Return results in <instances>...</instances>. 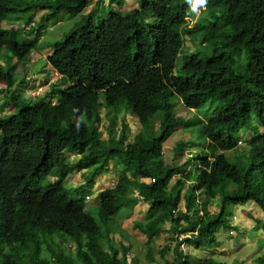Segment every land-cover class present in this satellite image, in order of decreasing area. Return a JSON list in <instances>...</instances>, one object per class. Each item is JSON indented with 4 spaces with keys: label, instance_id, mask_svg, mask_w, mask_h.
Instances as JSON below:
<instances>
[{
    "label": "trees",
    "instance_id": "1",
    "mask_svg": "<svg viewBox=\"0 0 264 264\" xmlns=\"http://www.w3.org/2000/svg\"><path fill=\"white\" fill-rule=\"evenodd\" d=\"M105 1L84 11L91 0H0V264H139L118 213L131 214L141 199L149 207L133 226L150 243L162 232L174 243L147 245L149 264H195L183 241L219 245L221 230L236 228V206L254 200L264 211V0H206L194 24L199 0H138L128 12L124 0H108L117 8L103 14ZM37 9L45 12L28 27L35 16L27 12ZM62 11L80 17L47 56L59 77L26 97L10 68L27 63L38 44L17 37L40 36ZM185 37L200 44L182 55ZM177 101L205 118L180 116ZM127 114L140 123L133 139ZM180 124L197 126L204 139L189 168L163 151ZM248 132L241 152L238 136ZM111 161L117 181L98 193L94 215L85 202L92 191L80 188L94 187ZM74 170L85 181L69 188ZM45 177L55 180L43 184ZM259 249L250 260L208 256L198 264H264V240Z\"/></svg>",
    "mask_w": 264,
    "mask_h": 264
},
{
    "label": "rangeland",
    "instance_id": "2",
    "mask_svg": "<svg viewBox=\"0 0 264 264\" xmlns=\"http://www.w3.org/2000/svg\"><path fill=\"white\" fill-rule=\"evenodd\" d=\"M95 0H91L88 7L84 10L87 11L93 4ZM105 4V5H104ZM109 2L106 0L100 8V13L105 14L111 7L109 6ZM138 0H124L122 6L126 12L137 9ZM204 7L201 4L197 10L196 14L189 19L190 24H194L195 20L200 13V8ZM117 8V7H116ZM44 9L37 10H29L27 14L34 13V19L32 23L28 24V27L33 25V22L37 23V21L41 18ZM80 14H76L74 16L69 15L67 12L62 11L58 13L53 19L47 22L46 28L43 30L41 35L36 33L27 34L23 33L18 35L22 41H30L36 40L38 47L35 48L31 55L30 59L27 63H17L15 60L11 65V73L17 78V83L15 84V89L24 94V96L29 97L35 93H45L49 90V86L51 82H54L59 76L57 71L48 63L47 56L53 50V43L55 40H59L63 38L64 34L72 27V23H74L77 19H79ZM24 18H20L17 24L19 27L21 26L20 22ZM97 21V20H96ZM4 27L11 26L10 22H3ZM29 28H24V30H28ZM200 44V40H196V42L191 41L190 37H185L184 39V47L182 51V55L186 54L187 51H192L195 49L196 45ZM45 46V47H44ZM185 51V53H184ZM181 55V56H182ZM182 57L178 60V67L181 65ZM177 67V68H178ZM24 78V83H21V79ZM177 114L187 118H192L194 116L200 115L201 118H205V115H202L203 110H187L180 101H177L176 106ZM197 119V117H196ZM126 121L130 126V134L129 137L133 139L136 133L140 129V123L137 118L131 116V114H127ZM108 121L105 116V110L102 109V122L101 128L104 130L107 126ZM157 125V124H156ZM196 127L193 128L186 127L183 124H180L176 127V129L171 133V135L167 138L165 145L163 146V151L165 154V159L171 164L181 165L189 168L188 160L191 159L192 154H197L199 148L201 149V145L199 142H203V138H199L196 133ZM189 129V130H187ZM194 130V132H192ZM190 131V132H189ZM252 133H240L238 136V143L241 144L238 149L241 152L246 151L245 142L250 140ZM103 138H107V133L103 134ZM244 144V145H243ZM67 156L71 160H75L78 158V154L68 153ZM117 163L115 161H111L109 165V169L101 173L99 176L95 178L94 187L90 188L87 185H83L80 188L82 193H86L92 191L90 199L85 200L87 209L96 214V207L98 206L99 199L97 198L98 193L104 189L105 187H112L115 185L117 181ZM180 173L176 174L171 178L170 184H173ZM55 177H45L42 179L43 184L48 183L49 181H54ZM85 181L84 170H74L69 173V175L65 179V183L69 186V188L77 186L78 183ZM189 182H187V185ZM186 186V185H185ZM74 199L77 198L75 194H72ZM183 203V202H182ZM149 207V203L146 200L137 201L136 205L131 210L124 208L120 210L119 214V223L122 228L128 232V234L135 238H131L130 241L133 243V248L131 247V251L129 252V258L138 255L139 264H149V260L145 258V254L147 245H154L155 250L159 251L165 244L174 245L171 243L169 239V234L167 232L160 233L157 237H155L154 241L150 243L149 238H147L140 230L136 229L133 226V222L135 219H141L144 217L145 212ZM208 209L213 212L217 211V207L215 205H209ZM230 220L232 224L236 226V228H232L231 230L222 229L219 235V245L206 246L201 245L198 246L195 243L186 242L182 250L185 253H190L193 256L191 260L193 263H200L205 257L214 256L218 257L224 261H233L235 259H243L250 260L255 256L259 255V242L260 240H264V228L256 229V224L258 222L264 223V211L256 203L254 200L249 201L244 205H238L234 208L231 213ZM169 224H167V227ZM121 236L116 232L115 241H118ZM123 241V240H121ZM127 243V241H125ZM120 244V242H119ZM172 251L169 253L171 255ZM158 257V252L155 254ZM130 260V259H129ZM156 264V263H151Z\"/></svg>",
    "mask_w": 264,
    "mask_h": 264
},
{
    "label": "built area",
    "instance_id": "3",
    "mask_svg": "<svg viewBox=\"0 0 264 264\" xmlns=\"http://www.w3.org/2000/svg\"><path fill=\"white\" fill-rule=\"evenodd\" d=\"M137 195H138V193H137ZM86 198H87V199H90V196H87ZM187 236H188V235L185 234V233H184V234H180V235H179V240H183V239L187 238ZM184 244H185V243H184V241H183L182 244H181V246L183 247Z\"/></svg>",
    "mask_w": 264,
    "mask_h": 264
},
{
    "label": "clouds",
    "instance_id": "4",
    "mask_svg": "<svg viewBox=\"0 0 264 264\" xmlns=\"http://www.w3.org/2000/svg\"><path fill=\"white\" fill-rule=\"evenodd\" d=\"M199 2H200L201 4H204V3H206V0H199ZM77 127H79V125H77ZM137 193H138V192H136L135 195H137ZM138 195H139V194H138ZM89 196H91V194H90ZM86 200H88V199L86 198ZM185 234H186V233H185ZM184 245H185V244H184ZM181 247H182V246H181ZM183 247H184V246H183ZM183 247H182V248H183Z\"/></svg>",
    "mask_w": 264,
    "mask_h": 264
}]
</instances>
